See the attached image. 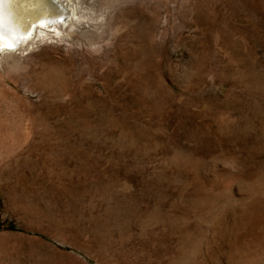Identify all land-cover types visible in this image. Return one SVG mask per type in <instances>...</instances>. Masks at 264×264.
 Returning <instances> with one entry per match:
<instances>
[{
    "label": "rangeland",
    "instance_id": "1",
    "mask_svg": "<svg viewBox=\"0 0 264 264\" xmlns=\"http://www.w3.org/2000/svg\"><path fill=\"white\" fill-rule=\"evenodd\" d=\"M69 2L0 54V264H264V0Z\"/></svg>",
    "mask_w": 264,
    "mask_h": 264
},
{
    "label": "bare ground",
    "instance_id": "2",
    "mask_svg": "<svg viewBox=\"0 0 264 264\" xmlns=\"http://www.w3.org/2000/svg\"><path fill=\"white\" fill-rule=\"evenodd\" d=\"M69 1L0 0V54L24 53L35 43L56 36L72 15Z\"/></svg>",
    "mask_w": 264,
    "mask_h": 264
}]
</instances>
